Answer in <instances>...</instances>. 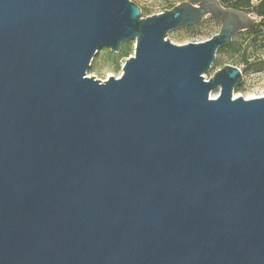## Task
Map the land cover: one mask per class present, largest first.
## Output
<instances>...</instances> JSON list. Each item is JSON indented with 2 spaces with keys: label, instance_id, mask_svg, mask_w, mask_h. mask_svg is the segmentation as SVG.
<instances>
[{
  "label": "water",
  "instance_id": "water-1",
  "mask_svg": "<svg viewBox=\"0 0 264 264\" xmlns=\"http://www.w3.org/2000/svg\"><path fill=\"white\" fill-rule=\"evenodd\" d=\"M208 17L211 38H168ZM259 19L0 0V264H264V95L235 96L237 66L206 77ZM130 41L120 76L88 75Z\"/></svg>",
  "mask_w": 264,
  "mask_h": 264
},
{
  "label": "rangeland",
  "instance_id": "rangeland-1",
  "mask_svg": "<svg viewBox=\"0 0 264 264\" xmlns=\"http://www.w3.org/2000/svg\"><path fill=\"white\" fill-rule=\"evenodd\" d=\"M136 2L143 10V16H150L164 12L173 8L175 5L185 1L198 4L200 0H132ZM229 6L236 5L237 0H221ZM257 0H253L255 4ZM261 19L254 25V30H244L234 35L233 43L241 50L248 52V62L242 59V53H232L230 50L217 55V61L214 62L212 69L206 74L209 78L213 73L225 65L239 67L244 74V82L235 89V96L259 97L264 95V26L260 25ZM221 29V22L215 18L208 17L199 25L185 26L174 29L168 33L174 43L183 45L190 42H201L211 38ZM132 54L135 49V41L128 42ZM127 58L122 57L120 52L104 47L94 56L91 65L88 68V75L102 81L109 76H120L123 72L122 66ZM219 89L213 92L217 95Z\"/></svg>",
  "mask_w": 264,
  "mask_h": 264
},
{
  "label": "trees",
  "instance_id": "trees-1",
  "mask_svg": "<svg viewBox=\"0 0 264 264\" xmlns=\"http://www.w3.org/2000/svg\"><path fill=\"white\" fill-rule=\"evenodd\" d=\"M222 3L225 6H229L226 3H224L222 1ZM230 7H236V8H240L243 10H246L248 12H253L255 14H257V16L261 19L259 24L264 26V0H257V2L254 4L253 0H237L236 5L234 6H230ZM255 26H252L249 30H254ZM129 44L128 42L123 43L122 44V50L120 52V55L122 57L128 58L131 56L132 54V49L129 48ZM228 50H230L232 53L236 54V53H242V59L244 62H248V52L244 49L241 50L240 48L236 47L235 44L232 42L222 48H220L217 52V55H222L223 53L227 52ZM217 61V57L216 60ZM249 64V62H248Z\"/></svg>",
  "mask_w": 264,
  "mask_h": 264
}]
</instances>
